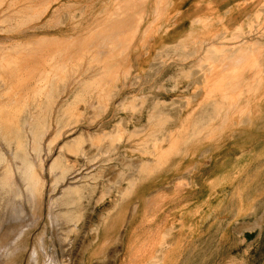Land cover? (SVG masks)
Wrapping results in <instances>:
<instances>
[{
    "label": "rangeland",
    "instance_id": "1",
    "mask_svg": "<svg viewBox=\"0 0 264 264\" xmlns=\"http://www.w3.org/2000/svg\"><path fill=\"white\" fill-rule=\"evenodd\" d=\"M173 2L0 0V131L25 141L33 114L52 155H30L31 190L16 176L32 192L0 218V264H62V231L67 264H264V0L234 5L220 45L199 43L209 16L196 42L146 48Z\"/></svg>",
    "mask_w": 264,
    "mask_h": 264
},
{
    "label": "bare ground",
    "instance_id": "2",
    "mask_svg": "<svg viewBox=\"0 0 264 264\" xmlns=\"http://www.w3.org/2000/svg\"><path fill=\"white\" fill-rule=\"evenodd\" d=\"M34 120H35V116L33 114L26 115L23 119L24 121L23 125L19 129H17L16 132L13 133L15 137L26 139L25 141L19 143H15L14 141L8 138L9 137L8 133H12V132L6 133L0 131V218L5 214H7V212L11 208L13 209V207L18 206L20 208V206L24 203L25 206L27 203L29 206L30 194L32 192L30 190L32 189V187L36 185L37 182L36 179L38 178L35 174V170H34L35 165L33 164L30 155L34 154L37 156V158L39 157L40 159L42 158V156H44L45 158V156L51 155L50 153L51 143L50 141L48 143L47 141L44 140V136L46 135L47 131L46 129H36L35 126L32 124V121ZM66 145L67 144H64L60 147L61 152L65 149ZM5 150H8L11 153L10 160H7ZM64 168H65V163L63 162V155L61 153L58 156L51 158L49 169L51 172L56 173L57 181H60L62 183L63 189L59 195V203L63 202V204L66 203V201H68V196L72 190L71 187L73 184L71 182V178L69 177V175L74 173V171H72L69 173V175H67V173H65ZM16 176H17V181L19 177L20 178L19 180H21L24 185H27V187L30 188V190L26 189L25 194L22 193V191L19 189V183H17L16 181ZM68 180H69V185L66 184ZM13 211L15 210L13 209ZM19 215L21 214H18L17 216ZM59 217L64 222V220H66V212H64L63 210H59ZM60 236H61L60 238L61 246L65 256L62 264H67L69 259L68 255L70 251V242L68 240L67 233L65 231H62Z\"/></svg>",
    "mask_w": 264,
    "mask_h": 264
},
{
    "label": "crops",
    "instance_id": "3",
    "mask_svg": "<svg viewBox=\"0 0 264 264\" xmlns=\"http://www.w3.org/2000/svg\"><path fill=\"white\" fill-rule=\"evenodd\" d=\"M170 1L173 2V0ZM242 1L245 0H174L169 13L177 12L179 14L170 25L165 27L163 34L156 37L159 44L155 45V41H152V44L148 45L146 48H154L157 49L158 52L165 45H187L189 43L196 42L197 38L200 35H197V30L188 29V26L196 23L197 21L208 18L209 16L215 19H217L218 17L222 18L221 21L216 20L217 22H215V26L213 27L215 30H217V34L215 35L210 30H206L204 31L203 35L206 39H199V43H202L204 45L208 43L220 45V41H218V39L222 38L224 34H227L228 32H233L235 27L238 26L236 23L244 21V19L248 16V9L242 8L241 10H239V8L237 9L236 7L235 9L234 7L235 4ZM169 15L170 14H168V16ZM203 24H206V22ZM224 27L226 31L224 30ZM209 39L210 42H205ZM206 48L207 46H199V49ZM213 104L216 108L214 110V115L209 117L198 116L196 117L195 121L203 122L216 118V113L219 112L217 107L218 105L216 102H213ZM204 217L205 215L200 216V219H203Z\"/></svg>",
    "mask_w": 264,
    "mask_h": 264
}]
</instances>
